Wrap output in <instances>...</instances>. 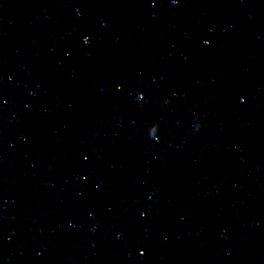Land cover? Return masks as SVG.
I'll list each match as a JSON object with an SVG mask.
<instances>
[{"label":"clouds","instance_id":"obj_1","mask_svg":"<svg viewBox=\"0 0 264 264\" xmlns=\"http://www.w3.org/2000/svg\"><path fill=\"white\" fill-rule=\"evenodd\" d=\"M84 42H85V44L88 43L87 37H85ZM139 98L142 99L143 96L141 95ZM202 127H203V124L199 121V119H197V122L193 125V131L199 132ZM148 131H149V137L158 142L159 141L160 124L158 122H153L149 126ZM141 255H143V253H141Z\"/></svg>","mask_w":264,"mask_h":264}]
</instances>
